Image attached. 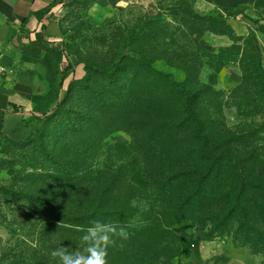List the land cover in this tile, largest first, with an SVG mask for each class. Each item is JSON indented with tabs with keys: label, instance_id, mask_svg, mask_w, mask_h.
I'll list each match as a JSON object with an SVG mask.
<instances>
[{
	"label": "rangeland",
	"instance_id": "rangeland-1",
	"mask_svg": "<svg viewBox=\"0 0 264 264\" xmlns=\"http://www.w3.org/2000/svg\"><path fill=\"white\" fill-rule=\"evenodd\" d=\"M208 16L225 19V35L206 31L213 23L200 17ZM156 26L164 33L149 39ZM39 34L41 41H25L0 31V92L19 109L5 116L0 131V264H60L51 252L61 246L70 264H87L92 252L104 250L108 230L121 228L126 238L112 237L107 264H264L262 196L244 195V224L238 213L221 218L241 184L249 189L250 180L264 179V0H239L230 10L206 0H64ZM53 45L70 63L62 87L64 65ZM168 50L194 63L188 87L204 92L200 110L210 118L204 128L223 141L235 170L211 174L199 192L200 166L157 160L133 146L139 133L124 126L132 129L138 109L120 119L110 109L112 99L136 91L137 52L184 82L186 74L163 61ZM146 103L139 105L142 118L155 111ZM85 140L90 146L79 149ZM75 150L88 159L86 185L63 193L51 159L63 164ZM42 203L77 217L94 208L125 214L90 228L47 215ZM89 229L99 231L93 237Z\"/></svg>",
	"mask_w": 264,
	"mask_h": 264
},
{
	"label": "trees",
	"instance_id": "trees-1",
	"mask_svg": "<svg viewBox=\"0 0 264 264\" xmlns=\"http://www.w3.org/2000/svg\"><path fill=\"white\" fill-rule=\"evenodd\" d=\"M63 1L64 0H53L51 4L35 12L34 17L36 21L40 23L54 8L63 4ZM200 20L213 23L211 24L212 26H208L206 30L208 33L225 35L223 32L227 28L229 29L225 19L208 16L207 18L200 17ZM216 26L218 27L217 31L212 28ZM162 29L163 28L156 26L152 30L153 33L151 32L149 39L153 40L159 34H163L164 31ZM188 33L192 39L194 34L191 27L188 28ZM34 38L41 41L39 33L34 34ZM231 49L232 47L227 48L228 54H230ZM52 50L57 62L64 65L60 82V87H62L63 82L69 78L70 63L66 59L61 48L53 45ZM168 52V54L163 53L167 55L163 58V61L184 72L186 74L184 82H176L170 74L155 70L152 67L154 59L149 61L144 54L137 52L140 62L136 64L138 68L136 91L126 99H116V97L112 99L110 102L115 103V105L110 109L115 111V115L112 116L113 119H116V117L119 119L122 118V116L125 115L124 112L132 116L130 111L138 109L137 118L135 121L131 122L132 129L130 130L129 127L126 128V126H124L125 130L128 129L129 132L139 133L140 139L138 140L137 138L133 146L137 145L142 151L145 150L147 154H149L147 151L154 152L157 160L162 159L163 161L166 157H170L174 161L186 159L193 160L196 163L194 165L200 166L199 169L202 170L201 175L203 176H199L198 179L197 191L199 192L200 187L211 174L217 176L222 170H231L232 172H235V170H232L233 163L231 162V158L227 157L228 155L221 151L225 148L223 141L211 139L208 132H206V126L204 128V123L210 122V118H204L200 110V105L202 104L201 98L204 96V92L202 90L201 92H192L188 87L192 85L193 82L191 73L195 71L196 68L194 63L186 58H180L179 56L175 57L171 50H168ZM257 71L255 66H253L251 72L257 73ZM145 101H147V103ZM135 102L139 104H131ZM141 103L153 106L155 111L150 117L144 116L142 118V108L139 106ZM102 104L103 103L100 105ZM11 108L12 113H18L19 109L17 106L11 105ZM58 108L59 106H56V108L53 109L54 113H56ZM98 118L100 119L101 117L98 116L97 119ZM135 122L137 126L134 127L133 124H135ZM73 132V130L70 132L72 138L74 137ZM143 134H145V136ZM184 137L188 139L186 143L185 140L182 139ZM89 146L90 142L85 140L77 147H79V149H87ZM72 149L73 148H68L67 146L63 148L66 152ZM65 153L63 155H65ZM84 156L85 154H83V152L80 150L76 152L75 150V152L71 154V157L65 160L63 164L56 161V159H59L58 156L51 159L54 161L52 162L53 165L60 169L58 171L60 180L57 182V185L63 193H74L81 188L80 186L86 185L88 173L85 171L88 159L82 158ZM59 160L63 161V159ZM168 179L169 176L164 175V181L167 182ZM116 183H119V180H117ZM248 185L250 188L246 189V186L241 184L240 189L242 190L233 197L234 203L232 207L221 216L223 220L228 219L234 213H238L244 224L247 218L241 200L244 198L246 192L252 190L262 196L260 208L264 210V179L255 181L250 180ZM39 209L43 210L47 215L56 216L58 219H63L65 222L67 220L68 222L75 223V225L83 223L93 225L90 228L104 226L109 221L117 223L122 220L121 217L125 214L123 208H117L113 211L94 208L86 215L77 217L73 214H69L67 211L52 209L45 203L40 204Z\"/></svg>",
	"mask_w": 264,
	"mask_h": 264
},
{
	"label": "crops",
	"instance_id": "crops-1",
	"mask_svg": "<svg viewBox=\"0 0 264 264\" xmlns=\"http://www.w3.org/2000/svg\"><path fill=\"white\" fill-rule=\"evenodd\" d=\"M53 0H0V31L5 30L9 35L19 33L25 41H32L34 34L40 33L45 22L51 16H45L38 23L34 13L51 4ZM221 6L225 10H230L237 6L239 0H206ZM11 105H15L5 94L0 92V131H2V122L8 113H12ZM16 106V105H15Z\"/></svg>",
	"mask_w": 264,
	"mask_h": 264
},
{
	"label": "clouds",
	"instance_id": "clouds-1",
	"mask_svg": "<svg viewBox=\"0 0 264 264\" xmlns=\"http://www.w3.org/2000/svg\"><path fill=\"white\" fill-rule=\"evenodd\" d=\"M97 231H99V229H89L88 234H90L91 236L94 237L96 235ZM126 235H127L126 232L122 228L119 230H117V229L108 230L106 235L100 241V244L104 250L92 252L90 258L87 261V264H107V261H106L107 247L109 246V244H111L113 242L112 237L113 236H120V237L126 238ZM85 238H86V235H84L82 237V240ZM65 253H66V251L64 250V247L61 246V248L59 250L52 251L51 255L53 257H59L60 264H70V262L72 261V256L70 254H65ZM161 259H163V258H161Z\"/></svg>",
	"mask_w": 264,
	"mask_h": 264
}]
</instances>
